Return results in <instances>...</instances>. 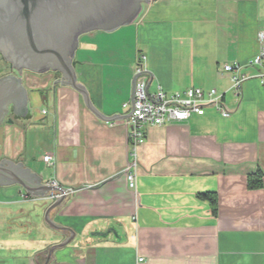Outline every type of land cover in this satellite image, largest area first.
Segmentation results:
<instances>
[{"label":"crops","instance_id":"obj_1","mask_svg":"<svg viewBox=\"0 0 264 264\" xmlns=\"http://www.w3.org/2000/svg\"><path fill=\"white\" fill-rule=\"evenodd\" d=\"M261 33L264 0H150L138 22L80 38L77 83L104 117L131 113L140 64L154 77L150 93L215 90L231 113L206 107L146 128L135 190L129 117L102 120L80 92L55 83L61 74L25 71L32 117L25 128L11 115L0 123V163L73 190L51 219L75 236L47 261L71 236L45 222L53 201L0 185V264H264V84L247 66L264 48ZM229 64L249 78L238 94ZM251 177L261 188L249 187ZM202 193L215 194L216 214Z\"/></svg>","mask_w":264,"mask_h":264},{"label":"water","instance_id":"obj_2","mask_svg":"<svg viewBox=\"0 0 264 264\" xmlns=\"http://www.w3.org/2000/svg\"><path fill=\"white\" fill-rule=\"evenodd\" d=\"M149 2L150 0H0V54L14 64L19 75L24 71L39 75L49 72L61 74L62 79L55 83L59 82L80 92L87 106L102 120L130 117L136 109L135 80L143 72L138 73L132 81V112L127 116L104 117L92 107L88 93L77 83L76 64L73 60L82 36L96 31L111 33L138 22ZM153 80L151 74L149 84ZM21 83V79L13 77L7 85L11 99L8 104L0 101V123L6 115H11L17 124L25 128L32 117ZM149 84L145 89L147 95ZM11 183L22 187L28 195L46 202H52L51 194L60 195L46 209L45 222L55 230L69 232L71 236L48 251L49 261L55 250L67 246L75 236L71 230L57 225L51 219L52 212L66 201L65 190L49 183L44 184L41 177L31 175L21 163L15 166L12 162L3 160L0 163V185Z\"/></svg>","mask_w":264,"mask_h":264},{"label":"built area","instance_id":"obj_3","mask_svg":"<svg viewBox=\"0 0 264 264\" xmlns=\"http://www.w3.org/2000/svg\"><path fill=\"white\" fill-rule=\"evenodd\" d=\"M259 39L261 42H264V33L259 35ZM142 60L144 62L145 57H142ZM247 66L259 69V73L256 77L264 84V48L247 64ZM243 68L244 67L239 64H229L223 67L224 74L229 75L231 90L236 94L241 92L243 84L249 79L248 76L243 73ZM138 73L141 74L135 80L134 104L136 109L127 121L129 156L131 162L126 171V179L132 190L136 189L138 150L145 143L146 128L161 127L173 122H182L188 120L193 114L202 116L205 113L206 107L215 108L224 118H228L231 115L230 111L222 102V96L217 95L215 90L205 94L200 88H189L183 93L176 92L168 95L162 89H159L155 93H150L148 86L147 95L145 89L149 84L150 75L142 64H140L135 71V76ZM127 106L128 105H124V107ZM44 162L51 164V155L45 156ZM49 184L56 187L58 186L55 182H50ZM73 193V190H65L66 196ZM59 197V194L53 193L50 199L55 201ZM139 261L141 262L142 259Z\"/></svg>","mask_w":264,"mask_h":264},{"label":"flooded vegetation","instance_id":"obj_4","mask_svg":"<svg viewBox=\"0 0 264 264\" xmlns=\"http://www.w3.org/2000/svg\"><path fill=\"white\" fill-rule=\"evenodd\" d=\"M0 71V101L8 104L11 99V95L6 89L7 85L12 81L13 77H17L22 80L25 71L19 75L15 70L14 64L3 54H0ZM21 84L23 85V80Z\"/></svg>","mask_w":264,"mask_h":264},{"label":"trees","instance_id":"obj_5","mask_svg":"<svg viewBox=\"0 0 264 264\" xmlns=\"http://www.w3.org/2000/svg\"><path fill=\"white\" fill-rule=\"evenodd\" d=\"M258 178H260V175L258 176ZM261 186H262V183L259 179L252 178V177L250 178L249 187L251 189H259V188H261ZM197 198L200 200L209 202V204L213 210V213L216 214L217 199L215 197V194H213V193H202V194H198Z\"/></svg>","mask_w":264,"mask_h":264}]
</instances>
